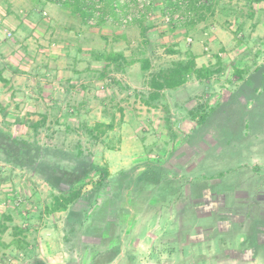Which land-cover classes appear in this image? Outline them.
<instances>
[{"label":"rangeland","instance_id":"rangeland-1","mask_svg":"<svg viewBox=\"0 0 264 264\" xmlns=\"http://www.w3.org/2000/svg\"><path fill=\"white\" fill-rule=\"evenodd\" d=\"M203 3L190 10L189 17L196 21L191 24L184 19L166 21L164 15L173 12L171 8L163 13L162 0H136V6L128 1L127 13L137 15L141 10L145 15L140 23L154 26L142 34L140 25L125 21L127 13L117 18L108 11L100 21L98 17L82 19L62 2L0 0V228L6 226L0 231V264L109 261L118 253L117 226L84 240L88 245L82 253L71 227L80 231L88 226L106 201L113 205L111 196L122 199L124 191L133 188L138 193L139 178L185 186L194 172L180 168L181 164L176 171L169 169L168 162L181 155H173L179 146L203 142L197 133L204 127L189 112L200 105L212 112L223 102L227 105L221 112L229 116L240 112L233 95L250 74L264 75V1ZM188 50L195 54L198 66L213 64L218 56L220 71L204 83L190 76L189 94L164 93L155 101L156 107L149 109L143 100L150 92L151 73L184 58ZM110 51H121L126 61L104 68L97 55ZM141 58L150 60L148 70L140 68ZM130 60L134 62L128 64ZM258 87L248 100V114L241 117V132L246 121L250 134L263 135L264 92L262 85ZM185 94L188 97L182 100ZM124 110L126 120L119 115ZM96 122L112 128L90 134ZM240 133L231 138L232 144L243 140ZM225 141L222 137L207 150L211 159L200 170L210 177L218 176V146ZM162 146L164 153L159 152ZM90 164L106 167L109 175L76 224L67 210H51L53 197L84 182L83 191L91 188L98 178L93 170L91 181H70ZM128 176L135 180L127 181ZM89 198L86 193L76 207ZM115 204V213H120V200ZM186 220L179 218L180 227ZM14 227L22 230L15 235L17 242ZM164 235L165 255L172 248L169 237L179 240L182 235ZM48 252L49 259L45 258Z\"/></svg>","mask_w":264,"mask_h":264},{"label":"crops","instance_id":"crops-1","mask_svg":"<svg viewBox=\"0 0 264 264\" xmlns=\"http://www.w3.org/2000/svg\"><path fill=\"white\" fill-rule=\"evenodd\" d=\"M204 80L197 79L198 83H204ZM191 84L188 79L176 89L161 91L163 93L161 97H164V93L173 97L180 91L189 94ZM186 94L185 98L181 97L182 100L187 99ZM249 99L253 98H245L246 114L249 112L247 107ZM154 103L157 105L156 102ZM222 106L223 104H220V107ZM147 107L150 109L149 106ZM124 113L125 110L119 113L122 120H126ZM246 125L244 121L243 130L239 132L243 137L240 143L232 144L233 137L231 135L229 137L222 129L203 128L202 132L197 133L203 142L198 140L197 145L187 144L179 148L175 145L173 155L178 156L180 152L181 155L177 157L178 160L177 158L170 160L168 168L174 167L176 171L179 169L178 164H181L180 168L183 169L185 166L186 170L194 172L187 179L185 186L180 188L176 183L164 185L147 177L139 178L138 193L133 188V190L126 189L122 199L118 196L116 200L115 195L111 196L114 198V201L112 200L114 203L108 210L106 218L102 214L103 208H98L93 213L88 226L85 225L80 231L74 227L73 234L79 243L76 245L78 251L82 253L87 248L88 244L84 240L100 236L112 225L119 228L117 231L119 240L116 243L118 253L113 259L98 264L262 263L264 260V134H250ZM187 132L190 133V130ZM222 137L227 144L218 146L219 173L218 176L210 177L200 169L204 170L211 159L210 154L207 153L210 145ZM163 149L166 148L162 146L159 152L164 153ZM181 173L182 171L180 175ZM134 180L135 178L130 177L127 179V181ZM119 200L122 211L115 213L114 210V214H111L110 210L115 208L116 202L118 205ZM182 217L187 218L184 227L179 225V218ZM166 232L179 233L182 236L179 237L180 241L174 236L169 237L170 241L172 240L170 242L172 248L164 255L161 243ZM146 251H149L150 255L146 254ZM49 255L50 252L46 253L45 258L49 259Z\"/></svg>","mask_w":264,"mask_h":264},{"label":"trees","instance_id":"trees-1","mask_svg":"<svg viewBox=\"0 0 264 264\" xmlns=\"http://www.w3.org/2000/svg\"><path fill=\"white\" fill-rule=\"evenodd\" d=\"M53 2L54 0H49ZM66 6H72V11L81 16L82 19H86L87 17H92L94 15V6L96 1L98 3H102L103 7L100 9L98 13V18L100 21H103L107 12L109 11L112 16L119 17L123 14L127 13L125 8L128 7V3H120L118 0H60ZM132 6H136V0H129ZM166 8L163 10V13L167 12L166 10L172 8V12L181 10V15H183V22L195 23V20H191L189 17L190 10H197L201 8L204 3V0H162ZM255 2L264 1V0H252ZM117 7L119 11H117ZM145 14L140 12L137 16H133L129 22H134L140 25V31L142 34L147 31H151L154 26L151 23L141 24V20L143 19ZM172 52V51H171ZM98 59L103 62V67L107 68L111 63L120 64L126 61L124 54L121 51H110L107 53H100L97 55ZM134 61L130 60L127 62L128 64H132ZM222 66L221 60L218 56H215V62L213 64L208 65H200L198 66L196 63V56L192 51L188 50L185 52V57L179 60H174L168 67L160 68L157 71L151 73L149 80V88L150 92L148 93L146 99L143 102L147 106L155 107L154 103L156 100L160 99L163 96L161 91L165 89H176L187 82L190 76L194 75L197 79H205L209 78L211 75L218 73L220 71V67ZM140 68L142 70H148L150 68V60L148 58L140 59ZM260 70V69H258ZM257 70V71H258ZM237 72H243L241 69H236ZM258 74L254 72L250 74L247 79L243 81L242 88L237 91L233 97L237 100L239 105L240 112H236L229 116L230 114H226L224 111L226 107V103L223 104L222 107H219L218 110H212V112H208L207 109H204L203 105L198 106L195 111H190L191 118H197L196 124L200 127H204L205 129L212 128L217 125V129H222L223 132H227L229 137H235L241 131V122L242 115L246 113L244 98H254V95L259 88V85H262L264 92V75L260 73V78L257 76ZM262 83V84H261ZM162 98V97H161ZM212 113V114H211ZM225 113V115H224ZM223 115V116H222ZM227 121V122H226ZM210 122V123H209ZM236 122V126H235ZM216 127V126H215ZM111 124H104L101 122H96L92 128L89 129V133L93 134V132L97 131L99 133H103L106 129H111ZM231 135V136H230ZM219 139V138H218ZM93 170L98 173L97 180L91 184V188L84 190L83 187L86 184H80L82 179H86L87 181H91V176L89 175L90 171ZM109 172L106 167L99 166L96 164H90L89 168L84 171L82 175H80L75 180H70L80 184L76 188H69L67 192H60L58 195H54L53 197V205L51 210H67L69 218H73L76 220L75 223H78L82 218L83 212L89 208L91 205L95 194L98 190L103 186L105 179L108 177ZM88 193L90 198L86 203H82L78 208L77 202L78 199L84 197V195ZM112 207L111 201L105 202L104 206H102L103 210L102 214L104 218L108 215V210ZM115 208L110 210L111 214H114ZM6 229L5 225H2L0 231H4ZM72 233L74 232V227H71ZM22 233V230L14 227V236ZM15 236L14 242H17L18 239Z\"/></svg>","mask_w":264,"mask_h":264},{"label":"built area","instance_id":"built-area-1","mask_svg":"<svg viewBox=\"0 0 264 264\" xmlns=\"http://www.w3.org/2000/svg\"><path fill=\"white\" fill-rule=\"evenodd\" d=\"M54 1H57V2H61L60 0H54ZM96 1V0H95ZM120 3H124V2H127L128 3V1L129 0H118ZM103 7V4L102 3H98L97 1H96V4H95V6H94V15L92 16V17H89V18H94V17H97L98 16V13L100 12V9ZM117 11H119V8L117 7ZM140 12H142L141 10H139ZM139 12V13H140ZM169 13V12H168ZM165 14L164 15V18L166 19V21H171V20H175V21H181L184 17H183V15H181V13L180 12H173V13H171V14ZM138 14V13H137ZM136 15V14H135ZM135 15H131L130 13H127L126 14V19H125V21L126 22H129L131 19H132V17L133 16H135ZM137 16V15H136Z\"/></svg>","mask_w":264,"mask_h":264}]
</instances>
